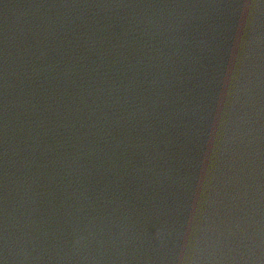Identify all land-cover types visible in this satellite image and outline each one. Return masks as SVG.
I'll list each match as a JSON object with an SVG mask.
<instances>
[{"label":"water","instance_id":"water-1","mask_svg":"<svg viewBox=\"0 0 264 264\" xmlns=\"http://www.w3.org/2000/svg\"><path fill=\"white\" fill-rule=\"evenodd\" d=\"M0 264H264V0H0Z\"/></svg>","mask_w":264,"mask_h":264}]
</instances>
